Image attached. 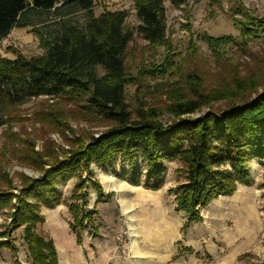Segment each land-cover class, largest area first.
<instances>
[{
  "label": "rangeland",
  "instance_id": "obj_1",
  "mask_svg": "<svg viewBox=\"0 0 264 264\" xmlns=\"http://www.w3.org/2000/svg\"><path fill=\"white\" fill-rule=\"evenodd\" d=\"M135 2L95 0L93 14L126 10V28L135 29L139 24ZM164 5L166 43L152 45L135 31L127 48L125 99L134 115L139 109L152 108L164 122L173 120L169 105L179 95L190 97L186 76L191 73L209 88L232 74L247 76L257 69L264 73V39L241 34L247 21L244 13L264 18V0H187L178 7L164 0ZM72 11L67 16L55 12L35 16L36 28L51 36L62 20L84 25L86 13ZM34 27L13 28L0 42V55L43 53ZM207 36L233 40L214 50ZM262 89L264 85L258 90ZM225 101L205 104L190 116H199L211 106L222 108ZM110 126L111 122L87 111L80 102L63 98L38 96L5 106L0 110V190L11 194V204L17 205L28 177H40L43 167L65 161L84 149L91 136L98 137ZM138 163L145 176V163L142 159ZM113 165L101 167L92 161L86 168L79 164L77 171L58 179L59 202L52 208L41 205L44 222L37 231L54 239L60 264H264V159H251L248 182L201 207V220L192 222L177 205L176 189L185 181L180 160L164 161L166 172L157 190L128 183L118 175L119 160ZM82 181L86 188L77 190L81 193L77 202L82 203L85 194V209H97L93 221L99 225L100 236L92 237L87 223L85 229L77 228L83 237L80 245L69 227L73 224L69 206L75 186ZM92 181L103 187L104 197L98 202ZM28 200L35 202L33 197ZM12 212L10 206L0 211V231L10 230L17 252L0 249V264H13L14 259L29 264L24 228L11 227Z\"/></svg>",
  "mask_w": 264,
  "mask_h": 264
},
{
  "label": "trees",
  "instance_id": "obj_2",
  "mask_svg": "<svg viewBox=\"0 0 264 264\" xmlns=\"http://www.w3.org/2000/svg\"><path fill=\"white\" fill-rule=\"evenodd\" d=\"M171 2L178 7L187 0ZM94 5L95 0H0V42L15 27L35 26L44 47L39 55H0V110L48 96L80 102L87 111L111 122L101 135L91 136L84 149L73 152L65 161L43 167L40 177H28L17 205L11 204V194L0 190V211L10 206L11 227L24 228L29 264H59L54 240L37 231L44 222L40 208H52L59 202L58 179L77 171L79 164L87 168L94 161L111 168L118 159L121 178L157 190L166 172L164 161L180 160L185 181L176 189L177 205L192 222L201 220V207L220 195L233 194L239 183L248 182L251 159H264V89L258 90L264 85L262 69L252 70L247 76L232 74L210 88L202 85L198 74L191 73L186 76L190 97L179 95L169 105L173 120L164 122L152 108L139 109L134 115L125 99L127 48L135 31L152 45L166 43L164 0H136L139 24L135 29L126 28V10L94 15ZM72 8L86 13L84 25L62 20L51 36L36 28L35 16L54 12L67 16ZM244 14L247 21L242 23L241 34L264 39V18ZM205 39L214 50L233 40L229 36ZM218 100H226L222 108L211 106L199 116H190ZM139 159L145 163V176ZM82 188H86L83 181L75 186L74 201L69 206L73 216L70 227L79 244L83 237L77 228L85 229L88 223L92 235L99 234V225L93 221L97 209H85V194L82 203L77 202L81 196L77 190ZM92 188L98 202L104 197L103 187L92 181ZM2 248L17 252L9 229L0 231ZM13 264L21 263L14 259Z\"/></svg>",
  "mask_w": 264,
  "mask_h": 264
},
{
  "label": "crops",
  "instance_id": "obj_3",
  "mask_svg": "<svg viewBox=\"0 0 264 264\" xmlns=\"http://www.w3.org/2000/svg\"><path fill=\"white\" fill-rule=\"evenodd\" d=\"M69 227H70V224H69ZM92 235V234H91ZM98 236H100V232H99V234L97 235V236H93L92 235V237H98ZM51 237V236H50ZM75 237V242L77 243V244H79L78 242H77V240H76V235L74 236ZM52 238V237H51ZM53 239V238H52ZM70 237L68 236V235H66V237H65V240H66V242H70ZM54 240V239H53ZM54 243H55V241H54ZM82 244V243H81ZM80 244V245H81ZM55 246H56V243H55ZM56 249H57V247H56ZM59 251L57 250V253H58ZM58 259H59V254H58ZM60 264V263H59Z\"/></svg>",
  "mask_w": 264,
  "mask_h": 264
}]
</instances>
